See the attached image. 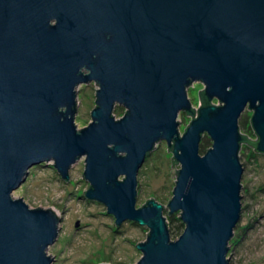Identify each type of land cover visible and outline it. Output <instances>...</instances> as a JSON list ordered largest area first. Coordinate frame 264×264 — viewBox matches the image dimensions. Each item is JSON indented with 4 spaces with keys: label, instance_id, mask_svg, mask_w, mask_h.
<instances>
[{
    "label": "water",
    "instance_id": "water-1",
    "mask_svg": "<svg viewBox=\"0 0 264 264\" xmlns=\"http://www.w3.org/2000/svg\"><path fill=\"white\" fill-rule=\"evenodd\" d=\"M90 81L92 121L77 129V88ZM194 81L204 84L198 113L180 134ZM202 90L218 104L201 106ZM116 105L126 108L117 119ZM246 107L253 150L264 153V0H0V264H51L57 210L12 192L51 160L68 180L81 156L86 197L116 226L148 227L136 264H229ZM204 134L211 147L201 154ZM160 140L180 165L172 159L167 203L185 225L175 240L163 204L151 197L136 207L139 168Z\"/></svg>",
    "mask_w": 264,
    "mask_h": 264
},
{
    "label": "rangeland",
    "instance_id": "rangeland-1",
    "mask_svg": "<svg viewBox=\"0 0 264 264\" xmlns=\"http://www.w3.org/2000/svg\"><path fill=\"white\" fill-rule=\"evenodd\" d=\"M96 87L97 84L90 81L77 88L74 117L77 129L92 121L90 111L95 106ZM203 88L200 81H194L186 88L192 107L198 108V90ZM213 103L218 104V101L213 99ZM125 109L123 105H116L113 116L116 119L122 117ZM252 114L253 110L246 107L238 126L241 133L255 139L257 136L250 123ZM178 118L179 133L183 134L191 116L181 110ZM253 149L254 146L242 144L238 151L243 166L241 212L228 243L229 264H264V153ZM168 151L167 142L158 141L139 168L136 207L153 197L168 211L167 203L176 184V176L173 175L174 180L171 177L173 152ZM174 165L179 169V164ZM84 170L85 156L71 165L68 180L61 177L53 160L32 166L25 180L12 192V197H21L31 208L52 206L57 210L59 234L46 249V254L53 259L51 264H136L142 256L136 244L146 241L148 227L129 220L116 226L115 218L107 212L106 206L84 194L90 185L82 177ZM179 231L181 234L183 229Z\"/></svg>",
    "mask_w": 264,
    "mask_h": 264
},
{
    "label": "trees",
    "instance_id": "trees-1",
    "mask_svg": "<svg viewBox=\"0 0 264 264\" xmlns=\"http://www.w3.org/2000/svg\"><path fill=\"white\" fill-rule=\"evenodd\" d=\"M200 100H201V106H206V105H209V104H213V101H209L204 96V90H202L201 93H200ZM185 113L187 115L191 116V121H192L197 116L198 110L195 109L194 107H191V109L186 111ZM186 128H185V130H186ZM240 135H241L240 147H241L242 144H249V145L254 146V148L256 149V145L258 143V138L257 137H256V140L252 141L245 134H243L241 132H240ZM210 147H211V140L207 136V134H204L203 137H202V140L200 142V153L204 154ZM168 148L172 151V146H168ZM173 161H174L175 164H178V162L174 159V157H173ZM163 214H164V217H165V220H166V223H167V227H168L170 236L171 237H175V239H176V237H178L180 235L179 234L180 228L184 229V227H185L184 223L180 219V213H178V214L170 213L169 210L168 211L164 210ZM176 222H178V223H176ZM148 234H149V232H148Z\"/></svg>",
    "mask_w": 264,
    "mask_h": 264
}]
</instances>
